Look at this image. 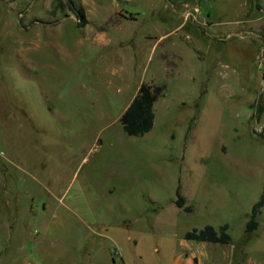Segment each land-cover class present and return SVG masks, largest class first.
Wrapping results in <instances>:
<instances>
[{
    "label": "rangeland",
    "instance_id": "obj_1",
    "mask_svg": "<svg viewBox=\"0 0 264 264\" xmlns=\"http://www.w3.org/2000/svg\"><path fill=\"white\" fill-rule=\"evenodd\" d=\"M263 192L264 0H0V264H264Z\"/></svg>",
    "mask_w": 264,
    "mask_h": 264
},
{
    "label": "trees",
    "instance_id": "obj_2",
    "mask_svg": "<svg viewBox=\"0 0 264 264\" xmlns=\"http://www.w3.org/2000/svg\"><path fill=\"white\" fill-rule=\"evenodd\" d=\"M78 12V24L83 27L87 24L86 14L83 8L79 9ZM163 90L164 86L162 85L149 83L141 84L138 93L121 115L124 130L129 135H143L153 128L155 122L154 104L159 95L163 93ZM177 193L178 198L176 200V205L185 211H192V206L187 204L186 198L182 195L180 187L178 188ZM263 206L264 192L261 198L253 206L251 218L247 222V232H252L258 227L259 222L257 216L261 212ZM228 229V224H224L220 228L208 224L203 228H194L187 231L185 233V239L188 241L227 244L231 241V235L229 234Z\"/></svg>",
    "mask_w": 264,
    "mask_h": 264
},
{
    "label": "crops",
    "instance_id": "obj_3",
    "mask_svg": "<svg viewBox=\"0 0 264 264\" xmlns=\"http://www.w3.org/2000/svg\"><path fill=\"white\" fill-rule=\"evenodd\" d=\"M188 241V240H187ZM186 242V239H185ZM189 242H193L195 243V245H187L190 251L191 255H184V259L186 261L187 264H204L205 263V259L207 257L206 255V251H205V247L208 244V242H197V241H189ZM197 244H201V246L197 245ZM186 245V244H184ZM198 247V248H196ZM187 248V249H188ZM192 248V249H191Z\"/></svg>",
    "mask_w": 264,
    "mask_h": 264
}]
</instances>
